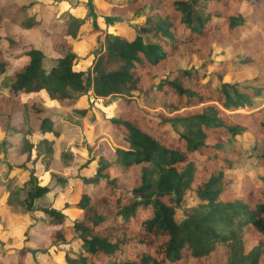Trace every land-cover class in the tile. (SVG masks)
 <instances>
[{"label": "trees", "instance_id": "obj_1", "mask_svg": "<svg viewBox=\"0 0 264 264\" xmlns=\"http://www.w3.org/2000/svg\"><path fill=\"white\" fill-rule=\"evenodd\" d=\"M33 1L0 5V26L4 20L21 29L42 26L45 15L31 13L42 0ZM48 1L44 6L54 11L51 47L57 56L48 59L29 48L15 54L22 61L15 68L0 57V77H10L0 93V127L24 141L20 168L33 161L31 138L61 136L55 127L64 124L62 115L49 106L84 115L86 109L75 108L80 96L118 97L90 121L93 126L106 117L105 132L82 146L84 164L96 161L93 176L80 177L77 189L70 187L73 201L63 209H33L46 221L31 210L32 220L49 228L45 254L70 244L54 253L51 264H206L218 245L224 246V264H264V190L221 198L229 182L223 171L237 164L234 151L255 152L256 164L264 167V87L252 80L223 81L232 72L230 62L210 59L213 47H245L236 64L264 69V2L256 3L259 28L239 39L247 26L235 9L241 0H120L117 5L143 23L130 39L111 33L108 28L120 23L111 4L102 16L103 47L82 67L87 54H78L73 44L87 22L74 13L62 18L64 9ZM87 9L91 12L88 2ZM89 24L100 31L94 20ZM192 58L203 69L217 68L200 73L182 66ZM107 63L114 68L107 69ZM38 94L50 104L43 106ZM109 130L121 137L122 146L111 144ZM244 135L252 141H241ZM0 153L8 159L4 145ZM5 164L0 161V170ZM64 171H48L26 191L25 200L31 203L76 177ZM186 194L198 203L183 208ZM27 240L8 247L0 264H25Z\"/></svg>", "mask_w": 264, "mask_h": 264}, {"label": "rangeland", "instance_id": "obj_2", "mask_svg": "<svg viewBox=\"0 0 264 264\" xmlns=\"http://www.w3.org/2000/svg\"><path fill=\"white\" fill-rule=\"evenodd\" d=\"M65 1V2H64ZM264 0H241L240 4L235 6V9L245 19L247 26L241 31L239 39L253 34L260 26L258 22V12L256 3ZM58 4V9H64L62 15L64 18L66 13H74L79 19L84 20L87 24L81 30L79 37L74 42V49L78 54L86 55L84 61L80 64L82 67L89 65L92 56L89 54L96 53L103 47V35L106 31L105 21L102 17L108 13V9L112 4L114 13L112 16L118 17L120 23L111 26L109 31L120 33L127 38H132L133 29L140 23H143V18L131 19L126 8L122 5H117L120 0H54ZM87 2L91 7V12L87 9ZM28 3H35L32 0H0V5L19 6ZM50 3L48 0H42L31 13H41L44 16L43 25L34 29H21L12 25L7 21L1 22L0 26V57L6 61L11 67L15 68L22 61L15 59V54L29 48H35L42 52L48 59H53L57 54L51 47V37L53 25L55 23L54 11L45 5ZM40 5V6H39ZM13 6V7H14ZM61 7V8H60ZM94 20L100 31L91 29L90 22ZM247 53V48L234 49L232 46H227L222 50L218 47H213L210 59L213 56L226 59L230 62L229 68L232 72L230 77H223V81L231 80L244 83V81L252 80L256 83H261L264 87V69L257 64L248 66H239L236 63L243 59ZM47 59V60H48ZM196 67L200 73L204 71L215 70L217 66H208L203 69L200 63H197L193 58L190 63H182V66ZM114 63H107L106 68H114ZM44 68H47L45 65ZM10 80L9 74H3L0 77V93H4L7 84ZM252 83V82H251ZM251 85V84H250ZM134 97H136L134 95ZM38 98L42 101L43 106H48L49 101L45 100L38 94ZM118 101V97L97 98L91 94L80 96L75 106L76 109H86L84 115L78 114L75 110H59L49 106V109L54 115L60 114L63 118L61 126L57 125L56 130L61 134L59 139L53 140L48 136H37L30 140V152L33 161H29L24 167L20 168L24 155L19 154V149L23 144L21 135L18 133H4L0 127V145H4L7 149L8 159L4 158L0 153V161H5L3 171H0V260L6 255L8 247L16 245L19 241L29 239L24 243L26 249H41L42 252L35 253V260H31L30 254L27 252L24 255L25 264H51V259H55L57 251H65L69 247V243L58 244L55 248L57 251H50L45 254L44 249L47 246L49 228L43 224L34 222L30 216L31 210L38 207H54L61 210L66 203L73 201L69 190L70 187H79V178H91L96 169V161H91L84 164L83 143L90 140L92 137L103 133L104 117L99 124L90 125L92 117L98 116L101 112L107 110L111 105ZM264 102V99H263ZM238 113L247 114L250 111L244 109L236 110ZM13 121H16L15 119ZM243 123L251 126L249 120L240 119ZM104 123V124H103ZM109 134L110 142L113 146H122L123 142L115 131H106ZM252 138L248 135L241 137V141L250 143ZM261 145L264 146V138L261 140ZM240 149V148H239ZM246 149V148H245ZM80 156V157H79ZM236 159V165L232 169L224 170L223 174L228 179V185L225 191L221 194L222 199H241L249 191L259 192L264 190L262 178L264 177V167L256 164V153L247 151L240 153L236 150L232 154ZM35 157V158H34ZM11 163L8 166L7 162ZM55 168H63L65 174L76 175L63 185H58L56 190L42 197L34 199L31 203L25 200V193L30 189L34 182L43 179L48 171H55ZM77 169V171H76ZM43 182V181H42ZM76 188V189H77ZM57 191L60 195L57 196ZM198 200L190 194L184 196L183 208L194 206ZM40 219L46 221V217L39 211H33ZM74 213L67 214L69 219L74 217ZM178 218L182 217V208L177 210ZM70 221V220H69ZM215 252L204 261L206 264H224V246L218 245ZM14 259V255L12 256Z\"/></svg>", "mask_w": 264, "mask_h": 264}, {"label": "water", "instance_id": "obj_3", "mask_svg": "<svg viewBox=\"0 0 264 264\" xmlns=\"http://www.w3.org/2000/svg\"><path fill=\"white\" fill-rule=\"evenodd\" d=\"M27 252L30 254L31 260L36 263L35 253L42 252V250L41 249H27Z\"/></svg>", "mask_w": 264, "mask_h": 264}, {"label": "crops", "instance_id": "obj_4", "mask_svg": "<svg viewBox=\"0 0 264 264\" xmlns=\"http://www.w3.org/2000/svg\"><path fill=\"white\" fill-rule=\"evenodd\" d=\"M107 14V13H106ZM0 171H3V170H0Z\"/></svg>", "mask_w": 264, "mask_h": 264}]
</instances>
